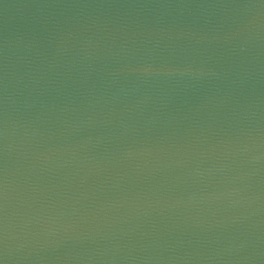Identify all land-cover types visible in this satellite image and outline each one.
<instances>
[{
    "label": "water",
    "instance_id": "water-1",
    "mask_svg": "<svg viewBox=\"0 0 264 264\" xmlns=\"http://www.w3.org/2000/svg\"><path fill=\"white\" fill-rule=\"evenodd\" d=\"M0 264H264V0H0Z\"/></svg>",
    "mask_w": 264,
    "mask_h": 264
}]
</instances>
